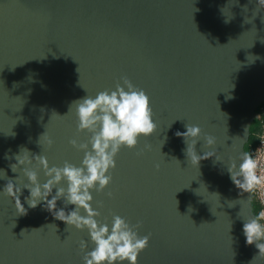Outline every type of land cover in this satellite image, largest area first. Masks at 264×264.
Wrapping results in <instances>:
<instances>
[{
    "label": "water",
    "instance_id": "obj_1",
    "mask_svg": "<svg viewBox=\"0 0 264 264\" xmlns=\"http://www.w3.org/2000/svg\"><path fill=\"white\" fill-rule=\"evenodd\" d=\"M123 77L146 92L157 127L135 149L120 150L112 182L92 193L100 219L116 214L141 225L138 234L150 239L138 264H264V251L247 245L242 231L241 218L255 211L253 194L241 196L215 157L190 165L175 135L199 125L201 140L211 135L216 143L198 141L197 154L211 150L225 162L246 151L264 104L258 0H0V169L7 177L0 191L19 176L10 165L21 148L45 155L50 166H79L84 153L70 141L85 143L91 134L77 130L70 109L123 86ZM46 131L51 148L44 137L39 144ZM39 176L45 182L42 170ZM27 196L22 189L27 214L17 215L0 193V264H82L93 247L87 231L67 228L42 206L29 208ZM57 208L67 214L74 206L61 199Z\"/></svg>",
    "mask_w": 264,
    "mask_h": 264
},
{
    "label": "clouds",
    "instance_id": "obj_2",
    "mask_svg": "<svg viewBox=\"0 0 264 264\" xmlns=\"http://www.w3.org/2000/svg\"><path fill=\"white\" fill-rule=\"evenodd\" d=\"M261 6H264V0H258V7ZM230 20L227 18L225 22ZM248 21L250 20H246ZM122 79L123 86L117 83L114 90L98 92L95 97L87 95L75 101L70 109L75 106L77 130L91 134L90 139L85 143H78L75 139L70 141L73 148L84 153L79 166L68 161H64L62 167L50 166L45 155L33 156L28 149L21 148L19 153L14 154L16 163L10 165L11 171L19 173V176L15 181L8 179V183L0 191L12 198L17 215L27 214L20 195L22 189H28L29 196L24 199L29 208L42 206L56 219L65 222L67 228H74L77 231L86 230L93 247L90 251H85L82 264H138L140 253L149 244L148 235L138 234L137 229L141 226L139 223L132 225L116 214H112L110 221L107 218L101 220V212L92 206L94 202L92 193L103 192L112 182L111 171L116 167L115 158L120 150L135 149L140 139L147 140L157 127L146 92L135 87L127 77ZM230 98L232 97H226V99ZM185 128L186 131H177L175 135L183 138L186 144L185 154L190 165L199 169V162L202 159L215 157L214 163L223 162L227 166L230 179L240 190L241 196L244 193H253L258 188L262 190L264 196V152L258 149L257 154L254 155L240 151L236 159L228 162L211 150L205 151L204 155L200 156L195 150L197 142L203 141L211 149L216 143L215 138L206 135L201 140L202 130L199 125L188 123ZM46 133L47 131L40 136L39 144L42 146L41 137H44L48 148H51L54 141ZM5 158H10L7 153ZM41 170L45 176L43 183L39 176ZM0 173H3L0 179L7 178L3 169H0ZM21 177L27 182L25 183L24 180L21 182ZM53 189H55L54 195ZM199 190L198 194H200ZM111 195L108 193L109 198ZM61 199L65 206H74L67 214L63 208H57V201ZM246 202L251 209L250 195L247 196ZM238 217L240 218V212ZM241 219L245 243L255 244L261 253L264 251V208L258 212L251 211L247 218ZM80 246L82 249H87L88 244L86 241H81Z\"/></svg>",
    "mask_w": 264,
    "mask_h": 264
},
{
    "label": "built area",
    "instance_id": "obj_3",
    "mask_svg": "<svg viewBox=\"0 0 264 264\" xmlns=\"http://www.w3.org/2000/svg\"><path fill=\"white\" fill-rule=\"evenodd\" d=\"M256 131L251 134L249 143L251 147V153L257 154V150L260 149L264 152V107L256 120ZM255 203L259 205L260 209L264 208V196H262V190L256 189L253 193Z\"/></svg>",
    "mask_w": 264,
    "mask_h": 264
},
{
    "label": "trees",
    "instance_id": "obj_4",
    "mask_svg": "<svg viewBox=\"0 0 264 264\" xmlns=\"http://www.w3.org/2000/svg\"><path fill=\"white\" fill-rule=\"evenodd\" d=\"M264 104L258 109V113H261L263 110ZM257 127H256V123L253 126V128L251 129V134L254 133L256 131ZM246 151L251 153V147H250V143H248L247 147H246ZM260 210V207L258 204L255 203V211L258 212Z\"/></svg>",
    "mask_w": 264,
    "mask_h": 264
}]
</instances>
